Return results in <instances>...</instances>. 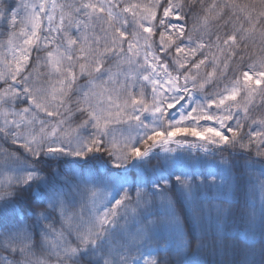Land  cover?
Masks as SVG:
<instances>
[{
  "label": "snow or ice",
  "instance_id": "1",
  "mask_svg": "<svg viewBox=\"0 0 264 264\" xmlns=\"http://www.w3.org/2000/svg\"><path fill=\"white\" fill-rule=\"evenodd\" d=\"M205 251L264 264V0H0V264Z\"/></svg>",
  "mask_w": 264,
  "mask_h": 264
},
{
  "label": "trees",
  "instance_id": "2",
  "mask_svg": "<svg viewBox=\"0 0 264 264\" xmlns=\"http://www.w3.org/2000/svg\"><path fill=\"white\" fill-rule=\"evenodd\" d=\"M205 3H211V0H204ZM240 2H243V0H240ZM213 87L212 84H209L206 86L205 90L203 93H198V94H201V95H204V94H211L209 92V89H211ZM220 89H217V91H219ZM155 163V162H154ZM201 258L204 259L205 261H208L209 264H220L221 261H231V260H236L238 259V257L232 255L231 252H229L228 255H223V254H211L209 253L208 251H205L201 254Z\"/></svg>",
  "mask_w": 264,
  "mask_h": 264
},
{
  "label": "rangeland",
  "instance_id": "3",
  "mask_svg": "<svg viewBox=\"0 0 264 264\" xmlns=\"http://www.w3.org/2000/svg\"><path fill=\"white\" fill-rule=\"evenodd\" d=\"M93 2H98V3H107L108 0H93ZM124 3H128V2H139V3H149V0H123ZM155 39V38H154ZM54 80V78H53ZM83 82V81H81ZM147 91V90H146ZM165 95H170V93H165ZM239 99V98H238ZM143 118V117H142ZM116 127L118 128H127L126 124H122V125H116ZM161 155H164L163 153ZM233 234H235L237 231L241 230V226L239 224V222H237L235 225H233L230 229H229Z\"/></svg>",
  "mask_w": 264,
  "mask_h": 264
}]
</instances>
